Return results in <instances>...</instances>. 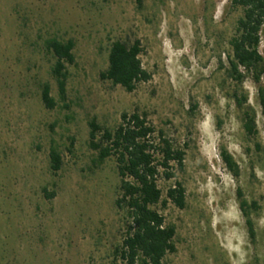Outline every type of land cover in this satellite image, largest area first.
I'll return each instance as SVG.
<instances>
[{
	"label": "rangeland",
	"instance_id": "obj_1",
	"mask_svg": "<svg viewBox=\"0 0 264 264\" xmlns=\"http://www.w3.org/2000/svg\"><path fill=\"white\" fill-rule=\"evenodd\" d=\"M240 16L230 0H0V264H121L113 259L123 233L115 164L98 162L87 122L112 128L131 111L184 149L175 176L184 206H156L175 230V250L162 264H264V130L256 84L245 77L235 87L219 65L230 55ZM47 39L73 42L63 101ZM136 39L150 78L130 92L100 79L109 44ZM258 50L264 58L262 36ZM45 83L52 109L40 101ZM234 90L255 111L254 136L242 134L228 97ZM50 150L60 157L56 171ZM222 151L237 165L236 176ZM172 180H157L162 197ZM239 199L256 203L249 213L253 240Z\"/></svg>",
	"mask_w": 264,
	"mask_h": 264
},
{
	"label": "trees",
	"instance_id": "obj_2",
	"mask_svg": "<svg viewBox=\"0 0 264 264\" xmlns=\"http://www.w3.org/2000/svg\"><path fill=\"white\" fill-rule=\"evenodd\" d=\"M136 4L140 0H133ZM231 7H239L241 16L237 19L235 34L228 40L230 55L225 66L219 63L225 76L235 87L245 77L256 84V103L264 130V87L259 84L264 75V58L258 50L260 36L264 39V0H230ZM53 62L50 72L56 80L59 99H65V64L73 61V42L47 39L44 42ZM139 41L127 43L114 40L109 44L106 68L99 73L100 79L119 85L125 91H132L139 82H146L150 74L142 68L139 60ZM238 113L240 128L244 137L254 136L255 111L245 104V96L234 90L228 95ZM40 101L44 108L52 109L55 101L48 84L40 89ZM88 145L96 152L98 162L111 158L115 164L118 179L115 207L123 218V233L120 243L113 249V259L121 264H162V258L175 250L173 244L174 226L165 224L156 206L171 203L176 208L184 206V188L175 179L182 170L184 149L174 146L162 130H156L143 113L121 112L118 123L107 128L98 125L94 119L87 122ZM258 149V145H255ZM50 168L60 167V157L55 150L49 152ZM220 157L227 169L237 175V165L231 156L222 151ZM172 180L162 191L157 180ZM237 197H241L239 190ZM53 194H47L51 197ZM239 209L244 216L246 231L253 240V223L250 212H256L255 202L239 199ZM264 247V246H263Z\"/></svg>",
	"mask_w": 264,
	"mask_h": 264
}]
</instances>
